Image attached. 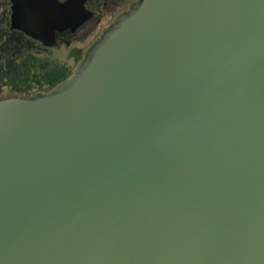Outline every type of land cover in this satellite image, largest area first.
Segmentation results:
<instances>
[{"label": "water", "instance_id": "water-1", "mask_svg": "<svg viewBox=\"0 0 264 264\" xmlns=\"http://www.w3.org/2000/svg\"><path fill=\"white\" fill-rule=\"evenodd\" d=\"M10 2L39 40L66 9ZM0 264H264V0H141L0 99Z\"/></svg>", "mask_w": 264, "mask_h": 264}, {"label": "trees", "instance_id": "trees-1", "mask_svg": "<svg viewBox=\"0 0 264 264\" xmlns=\"http://www.w3.org/2000/svg\"><path fill=\"white\" fill-rule=\"evenodd\" d=\"M9 11L10 0H0V99L49 93L73 73L13 31Z\"/></svg>", "mask_w": 264, "mask_h": 264}, {"label": "flooded vegetation", "instance_id": "flooded-vegetation-1", "mask_svg": "<svg viewBox=\"0 0 264 264\" xmlns=\"http://www.w3.org/2000/svg\"><path fill=\"white\" fill-rule=\"evenodd\" d=\"M46 0H42L41 3ZM53 0L57 5L66 8L61 17L58 18L55 28L44 26L41 29H31L34 35L40 37L35 39L27 35L23 30L15 29L11 24V2H10V25L13 31L18 33L21 38H26L35 44L40 55L50 54L53 50L63 49L67 53V58L77 65L81 62L90 46L99 39L100 35L109 27L115 26L117 20L135 9L139 1L135 0ZM125 9L121 15L107 25L102 31L96 33V40L91 43L89 38L98 28L101 17L105 12L114 13L116 10ZM64 6V7H63ZM47 10L46 12H49ZM61 14V13H60ZM20 21V18H18ZM19 26V23H17ZM62 25V26H61ZM61 26V27H60ZM67 67L73 73L72 67Z\"/></svg>", "mask_w": 264, "mask_h": 264}, {"label": "rangeland", "instance_id": "rangeland-1", "mask_svg": "<svg viewBox=\"0 0 264 264\" xmlns=\"http://www.w3.org/2000/svg\"><path fill=\"white\" fill-rule=\"evenodd\" d=\"M132 2L136 3L135 0ZM125 9V5L122 9L116 10L114 13L111 14V12H105L103 13L101 17L100 24L98 28L95 30L94 34L89 38L88 42H92L96 40L97 36L96 33L99 31H102L107 25H109L111 22L115 20L116 17L121 15ZM42 57H46L54 61L56 64H62V65H67L68 67H72V70L74 71V67L76 66L75 63L72 62V59L67 58V53L63 51V49L60 50H53L50 54H42Z\"/></svg>", "mask_w": 264, "mask_h": 264}]
</instances>
